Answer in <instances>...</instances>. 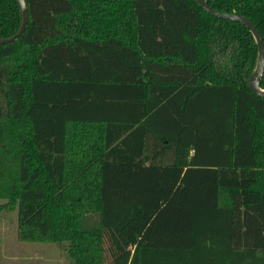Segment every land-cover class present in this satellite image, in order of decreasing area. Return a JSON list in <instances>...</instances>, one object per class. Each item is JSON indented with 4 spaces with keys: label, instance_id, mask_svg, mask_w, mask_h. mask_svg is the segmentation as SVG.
Here are the masks:
<instances>
[{
    "label": "trees",
    "instance_id": "1",
    "mask_svg": "<svg viewBox=\"0 0 264 264\" xmlns=\"http://www.w3.org/2000/svg\"><path fill=\"white\" fill-rule=\"evenodd\" d=\"M207 2L264 38V0ZM26 3L0 45V198L20 239L76 264H264L251 31L196 0ZM22 22L0 0V39Z\"/></svg>",
    "mask_w": 264,
    "mask_h": 264
},
{
    "label": "rangeland",
    "instance_id": "2",
    "mask_svg": "<svg viewBox=\"0 0 264 264\" xmlns=\"http://www.w3.org/2000/svg\"><path fill=\"white\" fill-rule=\"evenodd\" d=\"M107 261L111 259L107 254ZM0 264H76L66 243L25 242L19 237V210L0 198Z\"/></svg>",
    "mask_w": 264,
    "mask_h": 264
},
{
    "label": "water",
    "instance_id": "3",
    "mask_svg": "<svg viewBox=\"0 0 264 264\" xmlns=\"http://www.w3.org/2000/svg\"><path fill=\"white\" fill-rule=\"evenodd\" d=\"M196 1L200 4L202 9L205 12H207L209 15L216 17L218 19H224V20L241 23L251 31L258 45L259 52H258L256 67L248 80V85L250 90L254 94L264 98V89L262 88L261 85L264 76V38L261 35L260 31L257 29L256 25L253 23V21L250 18L246 16L239 15L236 13H223L214 9L211 5H209L207 0H196ZM18 2L21 6L22 14H23L22 26L19 32L14 37L7 39H0V45H8L14 43L17 39L21 38L26 31V27L29 21L28 6L26 0H18Z\"/></svg>",
    "mask_w": 264,
    "mask_h": 264
},
{
    "label": "crops",
    "instance_id": "4",
    "mask_svg": "<svg viewBox=\"0 0 264 264\" xmlns=\"http://www.w3.org/2000/svg\"><path fill=\"white\" fill-rule=\"evenodd\" d=\"M102 130H105V126L103 127ZM97 136H99L100 139H104V137L106 136V133H97Z\"/></svg>",
    "mask_w": 264,
    "mask_h": 264
}]
</instances>
